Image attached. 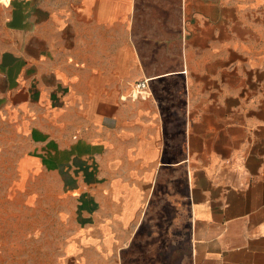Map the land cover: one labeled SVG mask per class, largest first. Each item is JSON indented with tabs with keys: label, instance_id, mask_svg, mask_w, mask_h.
I'll return each instance as SVG.
<instances>
[{
	"label": "crops",
	"instance_id": "crops-1",
	"mask_svg": "<svg viewBox=\"0 0 264 264\" xmlns=\"http://www.w3.org/2000/svg\"><path fill=\"white\" fill-rule=\"evenodd\" d=\"M259 6L0 0V191L35 204L53 180L64 264H264V45L233 20Z\"/></svg>",
	"mask_w": 264,
	"mask_h": 264
},
{
	"label": "rangeland",
	"instance_id": "rangeland-1",
	"mask_svg": "<svg viewBox=\"0 0 264 264\" xmlns=\"http://www.w3.org/2000/svg\"><path fill=\"white\" fill-rule=\"evenodd\" d=\"M259 4L260 8L256 9L258 13H261L259 15L256 11L239 15L234 9V39L237 43L250 40L252 45L259 46V48L262 44L264 45V34H257V28L264 26V19H262L264 17V0H259ZM187 6L186 3L185 8ZM184 21L188 22L189 20L186 18ZM193 23H196L195 20ZM248 23L253 26L252 30L247 27ZM181 26L183 27V20ZM187 26L186 31L182 29L180 44L182 49L183 47L193 48L192 57L198 61L204 57L200 50L204 47V40L201 36L193 34ZM155 37L157 36H153L154 39ZM173 37L175 36H169L170 39ZM249 52L251 55L262 53L261 50L251 49ZM40 191L41 193L35 199V204L29 202L22 204L15 199L8 201L0 191V264H64L63 254L67 245L66 238L71 231L77 230L76 221L74 216L66 213L63 201L58 200L57 202V195L53 194L56 191L53 180H45ZM174 216L175 212L168 214V212L158 210L150 212L148 218L160 220L170 219ZM156 224L159 225L160 222L158 221ZM151 231L160 234L161 228L158 226ZM141 233L139 232V234ZM138 245L144 247L145 243ZM132 250L127 248L124 251L127 263L132 260L129 258L132 256L129 255V252L131 251V254L134 252V249Z\"/></svg>",
	"mask_w": 264,
	"mask_h": 264
},
{
	"label": "built area",
	"instance_id": "built-area-1",
	"mask_svg": "<svg viewBox=\"0 0 264 264\" xmlns=\"http://www.w3.org/2000/svg\"><path fill=\"white\" fill-rule=\"evenodd\" d=\"M148 96V80L137 83L134 87L133 93L129 98L136 99L138 97L146 98Z\"/></svg>",
	"mask_w": 264,
	"mask_h": 264
}]
</instances>
